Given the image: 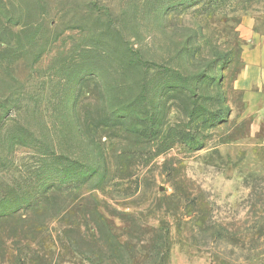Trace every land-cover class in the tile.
Here are the masks:
<instances>
[{
  "label": "rangeland",
  "instance_id": "obj_1",
  "mask_svg": "<svg viewBox=\"0 0 264 264\" xmlns=\"http://www.w3.org/2000/svg\"><path fill=\"white\" fill-rule=\"evenodd\" d=\"M252 50L264 0H0V264H264Z\"/></svg>",
  "mask_w": 264,
  "mask_h": 264
},
{
  "label": "crops",
  "instance_id": "obj_2",
  "mask_svg": "<svg viewBox=\"0 0 264 264\" xmlns=\"http://www.w3.org/2000/svg\"><path fill=\"white\" fill-rule=\"evenodd\" d=\"M243 65L236 74L233 89L244 94V98L258 103L264 97V52L252 50L242 55Z\"/></svg>",
  "mask_w": 264,
  "mask_h": 264
}]
</instances>
